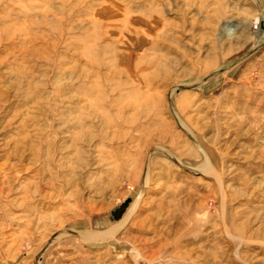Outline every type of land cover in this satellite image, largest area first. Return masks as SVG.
<instances>
[{
    "label": "rangeland",
    "instance_id": "rangeland-1",
    "mask_svg": "<svg viewBox=\"0 0 264 264\" xmlns=\"http://www.w3.org/2000/svg\"><path fill=\"white\" fill-rule=\"evenodd\" d=\"M0 264H264V0H0Z\"/></svg>",
    "mask_w": 264,
    "mask_h": 264
}]
</instances>
